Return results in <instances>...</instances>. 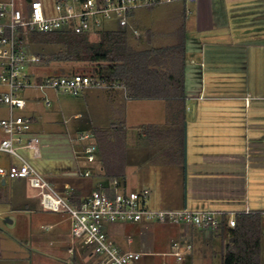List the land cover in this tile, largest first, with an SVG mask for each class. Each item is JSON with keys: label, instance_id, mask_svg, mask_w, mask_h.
I'll use <instances>...</instances> for the list:
<instances>
[{"label": "crops", "instance_id": "0c3cea01", "mask_svg": "<svg viewBox=\"0 0 264 264\" xmlns=\"http://www.w3.org/2000/svg\"><path fill=\"white\" fill-rule=\"evenodd\" d=\"M129 21L131 42L137 49L173 45L184 38V122L179 123L164 99L129 98L119 85L89 86L78 94L29 86L20 92L26 104L18 112L32 117L31 132L40 140L35 166L57 190L73 194V202L93 189L115 187V178L102 175L94 130L125 125L126 175L131 122L144 109L141 100L149 99L151 104L158 102L160 114L141 126L154 124L162 132L149 135L140 127L137 139L146 138L149 146L158 150L150 158L160 171L151 182L158 208L235 213L248 208L249 212L264 213V0H172L137 7ZM64 72L26 71L33 80ZM2 105L5 117L9 109ZM82 132H90L87 141L96 145L93 161L84 157L86 142L77 137ZM16 162L9 155L0 156V165ZM139 166L144 169L143 164ZM8 180L0 179V184L7 186ZM146 189L150 192L149 186ZM9 193L0 196V205L10 210L5 226L0 224V264H92L93 256L71 238L65 213L38 208L40 201H34L21 187L15 198ZM151 222L155 221L125 223L118 230L112 227L118 223H112L107 232L120 249L141 251L139 264H154L155 255L164 257L159 264H189L197 245L207 249L215 244L210 250L214 254L219 242L222 262L225 246L231 242L226 223L223 229L212 230L189 223L159 222L170 225L160 231L168 245L163 250L150 251L141 239L138 248H125L118 242L117 235L124 236L126 245H132L136 237L148 232ZM174 241L183 251L180 261L170 254ZM263 253L264 239L261 262Z\"/></svg>", "mask_w": 264, "mask_h": 264}, {"label": "built area", "instance_id": "2783aa9c", "mask_svg": "<svg viewBox=\"0 0 264 264\" xmlns=\"http://www.w3.org/2000/svg\"><path fill=\"white\" fill-rule=\"evenodd\" d=\"M170 1L172 0H55V13L48 15L41 0H30L29 8H25L18 0H0V103L9 109L8 115L0 118V156L5 154L17 160L7 166L0 165V179H25L31 187L37 189L42 208L67 213L70 219V236L77 246L93 256L92 264H139L143 255L141 251L117 247L108 235L109 224L155 221L189 223L218 230L222 221L228 227L235 226L236 213L187 207L149 208L146 205L148 189L120 190L116 181L115 187L93 189L79 202L70 200L67 187V193H63L52 186L33 162L40 155V140L31 132L32 117L18 112L26 104V99L20 92L32 86L41 91L53 89L78 94L89 86L109 84L99 77L78 73L48 75L39 81L31 79L24 71V66L38 62L39 56L24 52L25 42L19 40V30L26 33L64 29L75 33L95 34L103 29V19L112 14L116 16L120 28H125L129 27L130 13L135 8ZM43 100L46 105L50 104L49 98L45 97ZM77 137L89 140L91 133L82 132ZM95 151V143H86L84 157L93 161ZM84 175H89V171H84ZM246 212H249L248 208ZM261 236L264 238V227ZM171 249L170 254L177 260L183 259V251L177 241L172 243ZM68 251L72 252L73 246Z\"/></svg>", "mask_w": 264, "mask_h": 264}, {"label": "trees", "instance_id": "16d2710c", "mask_svg": "<svg viewBox=\"0 0 264 264\" xmlns=\"http://www.w3.org/2000/svg\"><path fill=\"white\" fill-rule=\"evenodd\" d=\"M96 34L97 38L92 40L89 33H75L64 29L26 33L19 30L18 38L21 42L61 46L57 51L37 54L40 63H89L91 69L88 73L78 74L99 77L109 85L123 86L129 98L164 99L182 125L186 97L184 38L173 45L137 49L131 42L133 30L129 27L100 29ZM77 72L71 69L64 74ZM42 78L39 76L38 81ZM142 131L149 135L162 132L154 124L143 126ZM180 132L182 133V129ZM94 134L102 160V175L115 178L117 188L122 190L125 178L126 127L118 124L113 129H95ZM70 200L75 201L73 194L70 195ZM263 214L262 211L235 214V226L226 229L233 240L225 246L222 264H262ZM224 226L225 222L222 221L220 228L223 229Z\"/></svg>", "mask_w": 264, "mask_h": 264}, {"label": "rangeland", "instance_id": "374dc122", "mask_svg": "<svg viewBox=\"0 0 264 264\" xmlns=\"http://www.w3.org/2000/svg\"><path fill=\"white\" fill-rule=\"evenodd\" d=\"M18 1L22 2L21 4H23L25 8H29V4H30L29 2H24V0H18ZM41 3L43 4V8L46 11V14L52 15L55 13L54 11L55 0H41ZM102 27L103 29H108V30L120 28L118 24V20L116 16L113 14L103 19ZM96 38H97L96 33L90 34V39L95 40ZM60 47L61 46L59 44H34V43H30L26 41L23 45V50L27 55H31V54L43 55L48 52L57 51L60 49ZM60 67L63 70H60L61 69ZM71 69L78 71L77 73H88V71L91 69V64L89 63L58 64L55 62L47 64V63L36 62L32 66H30L29 64H26L24 66V71H30V70L31 71H70ZM150 101L151 100L149 99L141 100L140 103L141 105L142 103L144 104V109L139 111L138 113L139 116H136L134 118L136 122L133 120L131 122V126H130L131 128L129 129V140H128L129 141V149H128L129 150V171L125 175L122 188L126 191H129V190L142 191L143 189L148 188L149 186L150 192H148L146 205L149 208H158L157 204H154L155 203L154 198H153L154 193H153V188L151 187V182L154 176H156V173L159 174L160 171H158V169L156 168V165L150 162V158L157 155L158 150L156 147L149 146L146 138L140 141H138L137 139V132L139 128L142 127L141 126L143 124L142 122H145V123L149 122V120H151L152 117L154 118V115L158 113L160 114V110L158 108L159 107L158 102L153 101L152 103H156V104H151ZM4 115H5V107L2 104H0V118L3 117ZM82 125H83L84 130L88 129V124L85 123ZM82 141H85L86 143H88L87 140H82ZM2 157L4 160L5 157L4 156ZM12 160L15 161L14 159ZM140 163L144 165L143 166L144 169L139 168ZM160 167L161 166H159V168ZM165 169L166 168H164L163 170ZM183 174L181 173L179 181L180 179H182ZM10 182L12 184H10ZM18 187H21V191H23L25 194H29L30 196L33 195L34 201L35 200L39 201V196L36 195L37 189L31 187L25 179L20 180V182L15 179H9L7 186H3L0 184V196L3 195L4 192L7 193V190L8 191L10 190L11 193L9 194H11L12 198H15V194H16V191L18 190ZM38 208H42L41 205H39ZM9 212L10 210L7 209L4 204L0 205V224L3 227L5 226V223H6L5 218L9 217ZM61 213H65V212H61ZM65 214L68 216L67 213ZM125 223H131V221L119 222L118 224L112 225V227L115 226L114 230H118L120 227H123L124 225H126ZM149 227L150 229L148 230V232L144 235L141 234L140 236L136 237L132 245H129V246L126 245L124 236L119 237L117 235V240L119 243H122L125 248H138L140 239L146 240L147 248H149L150 251H160V250L167 248L168 245L165 241L166 238H164L163 232L160 233V231L162 229H168L170 225L159 224L158 222H151L149 224ZM155 227H157L158 231L155 230ZM218 241H219V238L216 240V242ZM220 245L221 244L219 242V247L217 248L218 250L214 254L210 250H211V247H215V244L210 245L207 249H204L203 247L199 248L200 245L199 246L197 245L195 251L193 252L192 260L189 262V264H222ZM163 258L164 257L158 256V255L153 256V262H155L154 264H159ZM262 258H263L262 264H264V253L262 255Z\"/></svg>", "mask_w": 264, "mask_h": 264}, {"label": "water", "instance_id": "95a60500", "mask_svg": "<svg viewBox=\"0 0 264 264\" xmlns=\"http://www.w3.org/2000/svg\"><path fill=\"white\" fill-rule=\"evenodd\" d=\"M6 221L10 222L11 220L7 218ZM232 240H233V238H230V241H232Z\"/></svg>", "mask_w": 264, "mask_h": 264}]
</instances>
